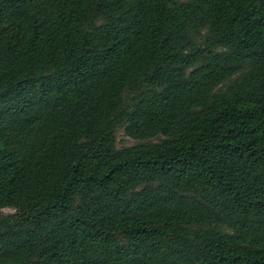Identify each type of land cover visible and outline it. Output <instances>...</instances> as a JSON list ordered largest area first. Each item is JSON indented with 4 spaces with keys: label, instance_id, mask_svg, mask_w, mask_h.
<instances>
[{
    "label": "trees",
    "instance_id": "obj_1",
    "mask_svg": "<svg viewBox=\"0 0 264 264\" xmlns=\"http://www.w3.org/2000/svg\"><path fill=\"white\" fill-rule=\"evenodd\" d=\"M3 208L0 264H264V0H0Z\"/></svg>",
    "mask_w": 264,
    "mask_h": 264
},
{
    "label": "rangeland",
    "instance_id": "obj_2",
    "mask_svg": "<svg viewBox=\"0 0 264 264\" xmlns=\"http://www.w3.org/2000/svg\"><path fill=\"white\" fill-rule=\"evenodd\" d=\"M115 141H116V145L118 147L129 146V145L135 143V140H133L129 137H126L120 128L116 129V131H115ZM10 212H11V210L9 208L0 209V214H6V213H10Z\"/></svg>",
    "mask_w": 264,
    "mask_h": 264
}]
</instances>
